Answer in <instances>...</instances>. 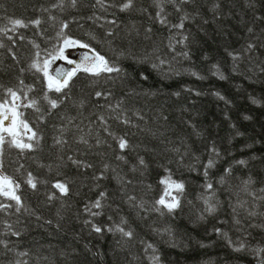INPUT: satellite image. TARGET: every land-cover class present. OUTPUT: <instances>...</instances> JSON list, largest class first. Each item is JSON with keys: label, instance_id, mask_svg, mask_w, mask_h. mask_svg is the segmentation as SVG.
<instances>
[{"label": "trees", "instance_id": "1", "mask_svg": "<svg viewBox=\"0 0 264 264\" xmlns=\"http://www.w3.org/2000/svg\"><path fill=\"white\" fill-rule=\"evenodd\" d=\"M122 2L108 0L102 9L93 7L95 0H79L73 8L66 0L61 10L52 8L57 0H0V27L9 18L42 21L38 28L29 25L9 33L15 45L4 39L6 47L0 49V98L6 88L23 89L29 99L39 101L42 110L20 109L42 139L33 152L21 153L5 145L4 171L18 180L31 171L44 182L35 192L27 185L21 188L34 215L21 213L19 223L15 215L0 217L11 220L21 232L18 238L0 237L10 241L12 249L0 246V264L18 260L21 264L25 260L28 264H153L155 255L161 264H264V252L256 251L264 249V200L249 194L264 196L260 192L264 188V0H188L180 4V11L173 3H164L170 24L188 16L183 30L158 22L156 0H134L128 11H120L117 5ZM112 20L116 24L108 23ZM65 21L67 36L90 43L123 71L113 73L114 79L79 73L66 90L68 99L53 110L43 99L42 74L30 65L37 51L42 61L62 45L58 33ZM185 35L187 41L176 43ZM249 43L257 47L246 52ZM184 52L186 57L178 55ZM234 53L240 54L238 59H233ZM29 86L34 90L28 92ZM96 91L112 95L98 99ZM117 103L121 108L116 112L101 107ZM99 115L131 120L127 125L114 118L108 121L110 132L129 141L128 149L121 151L117 140L103 131ZM81 136L91 147L79 142ZM56 138L66 139L67 144L57 145ZM97 139L106 143L97 146ZM212 147L220 155L205 177L203 165ZM69 156L93 167H78ZM241 159L247 164L239 165ZM21 163L25 168L17 172ZM228 168L231 174L226 173ZM166 169L173 179L185 183L181 207L174 213L164 210L163 215L140 210L135 205L143 202L151 209L162 194L160 180L169 175ZM102 172L103 178L96 179ZM56 180L66 181L70 192L49 202L52 192L59 197L51 187ZM246 180L253 183L246 187ZM207 182L213 183L219 202L211 215L204 212L201 199L208 194ZM101 192L107 193L103 214L91 217L85 206ZM129 196L136 201L129 202ZM249 211L257 215L249 216ZM88 220L105 231L94 232L85 223ZM122 221H126L123 227L133 231L131 240L106 230ZM241 242L244 250L236 251ZM149 243L155 252L145 250ZM20 252L28 255L22 257Z\"/></svg>", "mask_w": 264, "mask_h": 264}, {"label": "snow or ice", "instance_id": "2", "mask_svg": "<svg viewBox=\"0 0 264 264\" xmlns=\"http://www.w3.org/2000/svg\"><path fill=\"white\" fill-rule=\"evenodd\" d=\"M68 3L71 4L73 8H75L79 0H67ZM157 6L159 8V11L156 13V17L158 19V22L161 25L168 26L170 29H184V21L188 19V16L185 15L181 18L180 23L178 24H170L167 18V14L165 13L164 9V3H173L176 5L177 11H180V4L188 2V0H179V3H177V0H156ZM66 0H57V3H54L52 5L53 9L60 8L63 10L65 6ZM99 5L102 9L106 8L108 6V0H95V4L93 7ZM120 9V11H128L133 8L134 6V0H124L121 4L117 5ZM216 7L218 8L219 5L217 4ZM44 11H49L48 9H44ZM50 19L55 20L54 16H51ZM91 19V17H90ZM42 21L41 19L37 18L35 20H31L28 22H25V20L20 18H9L8 24H5L3 27H0V49H4L6 47L4 43V39L10 40L13 43V46L15 45V39L13 35H10L9 33H16L18 28H27L29 25H33L35 27H39L41 25ZM108 23L116 24L115 20L108 21ZM10 25V27H9ZM69 27V24L67 21L63 22L61 24L60 32L58 33V36L62 37V45L58 47L54 53H49L48 57L43 59L42 61L39 59L41 53L39 51L36 52L37 59L33 61V63L30 65L31 69H34L36 72H39L42 74L44 81H45V88L46 91L44 93L43 99L47 101L48 105L50 106V109H57L60 107V105L64 102V100L68 99V92L66 90H69L71 88V84L73 79L81 72L92 76V77H101L103 75H107L109 79H114L112 76L113 73L119 74L123 70L116 66L115 63L111 62L108 58H106L104 55H102L97 49L93 48L90 43L83 42L78 39H74L71 36H67L65 33V29ZM148 31H151V29H148ZM248 31L251 33L253 32L252 28H249ZM108 35H112V32L109 31ZM19 39H24L23 36H20ZM94 39V37H93ZM188 37L185 35L183 36L182 40L176 41V43H183L184 41H187ZM172 47V50L175 51L174 46L170 45ZM35 47L38 49L39 45H35ZM70 47H79L83 49H87L83 54L82 59L79 62L69 60L68 57L65 55V50ZM257 45L255 43H249L247 45V48L245 49L246 52H251L253 49H255ZM8 52L12 55L13 59H16L15 52H13L12 47H8ZM178 55L187 56V52L179 53ZM233 55V59L239 58V53L231 54ZM64 59L67 60L69 64H74V67L71 69H63V68H52V64L54 61ZM165 61L163 59L160 60V65H163ZM156 67L157 65H153ZM264 71V69H261ZM21 71H24V69H21ZM195 74V73H194ZM24 81L20 80V85H23ZM34 90V86L28 87V92H31ZM57 93V94H63L62 97L58 98H52L48 95V93ZM96 98H103L107 100L112 93L111 92H101L96 91L94 93ZM223 99V97H221ZM39 101L36 99H29L27 92H24L23 89L20 91L14 90L13 88L9 87L4 89V97L0 98V217H11L13 215L17 216L16 223H19V215L21 213H29L31 215H34V211L30 212L29 207L26 204L23 195L21 193L22 185H27L32 191H38V185L41 183H44L43 181H40L31 171H27L26 178L23 180H18L14 178L11 175H8L5 173V165H4V152H5V145L9 148H15L19 150V152H33L37 150L40 144V140L42 139L41 134L35 130L29 123V121L24 118V113L20 111V109L23 108H33L37 113H40L42 110L38 106ZM83 106V102L81 104ZM101 107H107L112 112H116L117 109L121 108V104L117 103L115 106L111 104L107 105H101ZM51 114V113H49ZM44 117L43 115L40 116V119L42 120ZM116 119L120 120L124 124H130L131 120L128 118H123L122 115H117L115 117H108L105 118L104 115H99L97 117L101 127L103 128L104 132H107L110 136L113 137V139L117 140L119 149L121 151H124L129 148V141L126 139L125 136H116L114 133L109 131V119ZM63 132V129H61ZM79 142L83 143L85 145H89V141L85 139L84 136H81L79 138ZM55 143L57 145H64L67 144V140L63 138H56ZM101 143H106L105 141H101L100 139L96 140V145L99 146ZM91 147V145H89ZM210 155L206 162L203 165V175L205 177L209 176L210 170L216 167L217 163V157H219L220 153L215 148L212 147L209 149ZM68 159L72 161L73 164H75L78 167L83 168H92L93 165L90 163H87L83 160L75 159L73 156H69ZM117 159L124 160V156H117ZM181 160H183V156L180 157ZM239 165H246L247 162L243 159L237 161ZM140 165H145V160L143 157L139 159ZM109 165L105 164L104 168L107 170ZM25 165L23 163L19 164L17 168V172H19L21 169H24ZM166 171L169 173V175L161 178L160 183L164 185V189L162 194L159 196L158 199L155 200L154 205L151 209L145 207V204L143 202L139 203L138 205H135L140 210L144 212L148 211H155L157 213H160L161 215L164 214V210H166L168 213H174L177 209L181 207V197L185 191V183L180 180H175L171 176V170L166 169ZM226 173L231 174L232 169L228 168L225 170ZM104 176V173L102 172L100 176L96 177V179H102ZM224 178H221V182L223 183ZM127 183H131V181H127ZM245 186L253 183L251 180H246ZM51 187L53 189H56L59 193V197L57 196L56 192H52L48 195V201L51 202L54 199L62 198L65 196H68L70 192L69 185L66 181L56 180L55 182L51 183ZM205 192L208 193L207 195H202L201 199L203 201V204L206 206L204 208V212L211 215L217 211L218 206V200H215V189L214 185L211 182H207L204 185ZM261 193H264V188L260 189ZM251 196H253L254 199L264 200V196H258L255 192L249 193ZM107 197L106 192H101L99 194V198H97L95 201L90 202V204L85 206L84 211L88 213L91 217H97L102 215V211H100L104 205L102 203V200ZM135 196H129L128 200L129 202L136 201ZM239 207L243 208L244 205L240 204ZM236 208H233V212H236ZM249 216H256V212L249 211ZM261 215H264V213H261ZM39 218V217H37ZM111 219V217H109ZM48 223H51V221H48ZM86 224H90L92 227V230L96 233H102L105 231L104 227H101L97 224H95L92 220L85 221ZM237 224H240L241 221L239 219L236 220ZM122 224H126V221H122L121 224H116L115 227L108 226L107 231L108 232H118L122 235V237L127 238L131 240L133 238V231L127 230L125 227L122 226ZM0 227H2V230H0V237L3 236H15L20 237L21 232L19 230H16L14 228L13 223L9 219H3L0 218ZM217 232H220V229L216 230ZM229 243H232V241H229ZM10 241L6 239L0 238V246H2L4 249H7L8 251H12V249L9 247ZM245 245L243 242L239 244L238 247H235L236 251H242L244 250ZM151 249L153 252H155L154 246L149 243L147 244L146 251ZM259 254L260 252H264V249H258L256 250ZM20 256H27V252H20ZM153 264H161L160 257L158 255H155L152 257ZM16 264H21V261H16ZM23 264H28V262L25 260L23 261Z\"/></svg>", "mask_w": 264, "mask_h": 264}, {"label": "rangeland", "instance_id": "3", "mask_svg": "<svg viewBox=\"0 0 264 264\" xmlns=\"http://www.w3.org/2000/svg\"><path fill=\"white\" fill-rule=\"evenodd\" d=\"M87 50L79 47H70L65 50V55L69 60L76 61L81 58L80 53L84 54ZM74 67V64H69L67 60L59 59L53 62L52 68H63L65 70L71 69Z\"/></svg>", "mask_w": 264, "mask_h": 264}]
</instances>
